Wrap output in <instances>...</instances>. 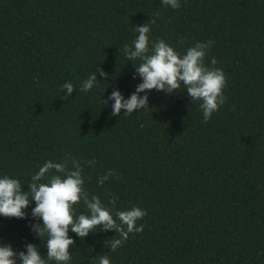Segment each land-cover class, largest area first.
I'll return each instance as SVG.
<instances>
[{"label": "trees", "instance_id": "1", "mask_svg": "<svg viewBox=\"0 0 264 264\" xmlns=\"http://www.w3.org/2000/svg\"><path fill=\"white\" fill-rule=\"evenodd\" d=\"M180 3L0 0V177L19 179L28 191L48 160L94 159L83 165L90 196L148 213L138 221L143 232L130 233L115 252L107 244L119 238L115 230L84 239L70 230L69 264H96L105 255L111 264H264V0ZM156 12L152 41L181 54L214 42L205 64L215 57L226 73L227 99L207 123L186 89H153L150 106L130 115L114 116V101L106 104L113 90L127 99L143 82L133 78L124 48L134 47L135 25ZM100 68L108 78L97 72V86L80 92ZM66 82L76 90L64 99ZM109 170L119 179L98 186ZM35 206L25 219L0 216V244L26 251L33 243L47 254L30 227L43 223L31 216ZM76 210L90 214L83 204Z\"/></svg>", "mask_w": 264, "mask_h": 264}, {"label": "clouds", "instance_id": "2", "mask_svg": "<svg viewBox=\"0 0 264 264\" xmlns=\"http://www.w3.org/2000/svg\"><path fill=\"white\" fill-rule=\"evenodd\" d=\"M166 7L178 9L180 0H162ZM156 12L143 25H135L138 33L133 41L134 47L125 46L127 60L134 62V77L142 78L135 92L125 99L119 89L112 91L107 98L113 100L112 115L132 114L137 110L146 109L149 104V93L155 89L166 94L187 91L192 101H199L203 113V122L207 123L213 113L218 112L226 102L224 89L227 87V76L222 68L216 67L218 61L211 59V66L205 64L212 41L196 42L190 46L185 54H181L165 40L150 39L151 25L156 23ZM181 42H185L182 38ZM140 63L137 64L136 61ZM97 72L107 79L109 74L103 68L92 72L83 81L79 91L88 92L97 86ZM67 99L76 90L71 82L62 85ZM64 91V92H65ZM140 93H144L143 96ZM95 165V160L81 162L66 156L63 162L48 160L31 176L30 190L25 191L19 179L10 176L0 177V216L6 218L25 219V211L33 201L31 216L43 223L30 225L32 231L44 243L47 254L42 255L37 244L26 243V251L14 250L11 244H0V264H69L72 260L70 248L76 241L69 235V231L76 233L81 239L97 230H115L119 238L107 241L110 250L115 252L130 233H141L143 224H138L148 213L147 210L134 206L129 210H115L116 198L108 203L109 208L99 196L91 195L85 188L83 165ZM116 175L115 170H109L106 175L98 178V186H102L110 177ZM119 179V176L116 175ZM88 179H91L89 177ZM83 204L90 214H78L76 206ZM46 237V238H45ZM46 257V258H45ZM96 264H111L108 256L95 257Z\"/></svg>", "mask_w": 264, "mask_h": 264}]
</instances>
